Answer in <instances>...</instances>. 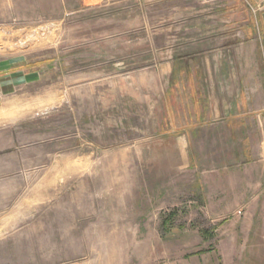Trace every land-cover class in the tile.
I'll return each instance as SVG.
<instances>
[{"label": "rangeland", "instance_id": "obj_1", "mask_svg": "<svg viewBox=\"0 0 264 264\" xmlns=\"http://www.w3.org/2000/svg\"><path fill=\"white\" fill-rule=\"evenodd\" d=\"M259 14L264 0H0V61L25 76L0 99V264H247L240 211L216 214L217 154L177 143L192 107L175 80L227 62L211 38Z\"/></svg>", "mask_w": 264, "mask_h": 264}, {"label": "crops", "instance_id": "obj_2", "mask_svg": "<svg viewBox=\"0 0 264 264\" xmlns=\"http://www.w3.org/2000/svg\"><path fill=\"white\" fill-rule=\"evenodd\" d=\"M241 24L239 31L217 34L209 43L216 58L227 62L193 66L184 90L175 74L178 95L184 93L192 107L179 116L184 122L176 134L184 149L191 145L197 152L217 154H211L209 167L211 177L217 178L209 181L219 185L217 196L231 204L216 214L240 211L248 232L241 245L249 249L243 251L247 264H264V14ZM24 81L23 70L0 61V99ZM253 231L263 237L250 239Z\"/></svg>", "mask_w": 264, "mask_h": 264}]
</instances>
